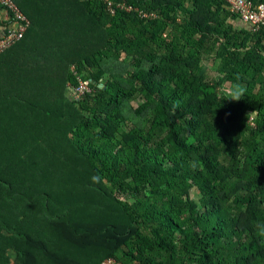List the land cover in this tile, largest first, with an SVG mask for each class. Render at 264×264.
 <instances>
[{"label": "trees", "instance_id": "trees-1", "mask_svg": "<svg viewBox=\"0 0 264 264\" xmlns=\"http://www.w3.org/2000/svg\"><path fill=\"white\" fill-rule=\"evenodd\" d=\"M11 1L0 264H264V30L223 0Z\"/></svg>", "mask_w": 264, "mask_h": 264}, {"label": "built area", "instance_id": "built-area-1", "mask_svg": "<svg viewBox=\"0 0 264 264\" xmlns=\"http://www.w3.org/2000/svg\"><path fill=\"white\" fill-rule=\"evenodd\" d=\"M223 7L230 14L236 17L239 23L248 27L250 32L258 33L264 30V3L254 4L249 0H223ZM124 9V7H121ZM129 11V9H125ZM5 14L6 21L3 22L0 32V52L15 45L21 40L29 26L27 19L18 10L11 0H0V14ZM144 18H152L151 15H142ZM154 18V15H153ZM155 19V18H154ZM72 72L75 70L71 67ZM78 87L76 88V96L83 95L91 91L89 81L81 80L76 77ZM104 264H119L115 260L107 261Z\"/></svg>", "mask_w": 264, "mask_h": 264}, {"label": "rangeland", "instance_id": "rangeland-1", "mask_svg": "<svg viewBox=\"0 0 264 264\" xmlns=\"http://www.w3.org/2000/svg\"><path fill=\"white\" fill-rule=\"evenodd\" d=\"M123 60L126 62V63H129L131 60L130 58H126L125 56H123ZM216 63H217V60L214 56H203L202 57V72L208 77V78H215V69H216ZM240 90V88H237V87H234V86H231L229 84H224L222 86V92L223 93H228L230 95H234L236 97V93ZM140 103V100H136L134 102L131 103V105L133 107H136L138 106ZM252 124H250L251 126H254V123L251 122ZM120 198V200L123 202V203H126L127 200L126 198H123L121 197L120 195L118 196ZM190 197L192 198L193 201L197 202L198 201V198H199V194H198V191H196V188L195 189H192L190 191ZM129 205L132 203V201H128Z\"/></svg>", "mask_w": 264, "mask_h": 264}, {"label": "crops", "instance_id": "crops-1", "mask_svg": "<svg viewBox=\"0 0 264 264\" xmlns=\"http://www.w3.org/2000/svg\"><path fill=\"white\" fill-rule=\"evenodd\" d=\"M6 21V18H5V14L2 12L1 14H0V29L2 28V25H3V22H5ZM2 30H0V32H1Z\"/></svg>", "mask_w": 264, "mask_h": 264}, {"label": "clouds", "instance_id": "clouds-1", "mask_svg": "<svg viewBox=\"0 0 264 264\" xmlns=\"http://www.w3.org/2000/svg\"><path fill=\"white\" fill-rule=\"evenodd\" d=\"M259 4H261V3H259ZM235 23H239V21L237 20ZM235 23H233V25H234Z\"/></svg>", "mask_w": 264, "mask_h": 264}]
</instances>
